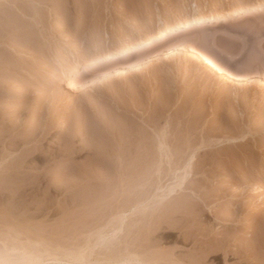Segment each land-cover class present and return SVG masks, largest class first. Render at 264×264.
I'll return each mask as SVG.
<instances>
[{"label": "rangeland", "instance_id": "374dc122", "mask_svg": "<svg viewBox=\"0 0 264 264\" xmlns=\"http://www.w3.org/2000/svg\"><path fill=\"white\" fill-rule=\"evenodd\" d=\"M256 1L0 0V264H264V10L139 47Z\"/></svg>", "mask_w": 264, "mask_h": 264}, {"label": "bare ground", "instance_id": "6f19581e", "mask_svg": "<svg viewBox=\"0 0 264 264\" xmlns=\"http://www.w3.org/2000/svg\"><path fill=\"white\" fill-rule=\"evenodd\" d=\"M195 9H196V6L194 5V15H191V14L189 15L187 13H183L182 16H175V18L171 19L170 21H165L163 19H159V21L156 23V25H154L155 26L154 30L149 32L148 34H146V36H144L145 39L141 43H139L140 50L144 51V52H149L153 48L161 46L162 44H164L168 40H171L175 37H179L180 35L192 30L193 28H200L206 24L209 25V24L215 23L217 25H222V24L228 23L229 18L236 17L238 15H242L243 17H247V16H251L254 14H258L264 10V0H257L255 3H253L251 5H248V4L234 5L230 9L224 10L222 12L221 11L219 12L216 9L215 10L211 9L206 14H200ZM132 45L133 44L126 42L124 44L123 50H127V49L131 48ZM192 55H193V57L197 58L200 62H203V65L205 66V68L207 70L222 74L221 69L218 68L211 59L207 58L203 54L198 53L196 51H193ZM92 61L95 62L96 60L94 59V60H91V62H89V63L81 65L80 67H83L81 69H80V67H77L76 63H74L72 65L70 71L72 73L71 76H73V78H72V81L69 82L70 88L74 87V81L80 79L81 77H83L84 75L87 74V72L91 69L90 63H92ZM66 75H67L66 72L61 71V73H60L61 78H64ZM158 142H159V146H160L162 144L161 143L162 141H158ZM123 143H124V141H123ZM129 143H130V141H129ZM140 158L143 160L142 156L139 157L138 159H140ZM126 159H128V158H126ZM115 160H116V157H115ZM97 170H99V169H97ZM98 176H99V174H98ZM194 206L196 207L195 203H194ZM222 246H224V245H222Z\"/></svg>", "mask_w": 264, "mask_h": 264}]
</instances>
